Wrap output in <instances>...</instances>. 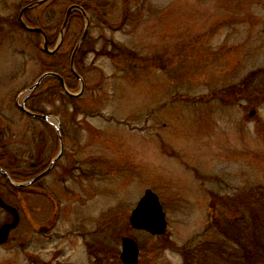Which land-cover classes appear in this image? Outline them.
Masks as SVG:
<instances>
[{"label":"rangeland","instance_id":"1","mask_svg":"<svg viewBox=\"0 0 264 264\" xmlns=\"http://www.w3.org/2000/svg\"><path fill=\"white\" fill-rule=\"evenodd\" d=\"M20 1L0 0V145L6 142L5 151L24 160L47 150L41 136L55 143L56 135L19 107L46 65L70 73L86 20L73 17L63 50L47 55L43 38L19 23ZM101 1L106 20L89 11L88 38L76 55L83 95L50 98L59 83L48 79L35 91L49 92L48 98L26 102L30 111L61 115L65 151L79 144L81 172L95 171L92 179L53 185L72 209L62 215L49 249H64L65 264H87L82 242L91 241L104 264H122V238L129 236L140 246V264H183L175 248L202 234L216 212H264V0ZM69 4L51 0L34 13L50 35V50L59 40L54 25ZM68 90L79 94L80 82ZM59 150L56 143L53 156ZM68 187L78 197L75 205ZM148 189L163 204L166 236L130 224ZM212 200L224 201L222 209L211 211ZM69 240L80 247L71 249ZM197 258L217 264L208 254Z\"/></svg>","mask_w":264,"mask_h":264},{"label":"flooded vegetation","instance_id":"2","mask_svg":"<svg viewBox=\"0 0 264 264\" xmlns=\"http://www.w3.org/2000/svg\"><path fill=\"white\" fill-rule=\"evenodd\" d=\"M68 33L69 27L67 35ZM87 38L85 40H87ZM79 39L80 38L77 39V42ZM78 43H76L73 53ZM76 58L79 57H75V60ZM77 62L76 60L75 64ZM84 62L85 59L83 60V63ZM69 69L70 73L68 75L65 73L61 75L65 82H68V84H66L67 86L75 82H80V79L84 82L83 74L79 69V62L75 68L79 77L72 73L70 66ZM66 96L72 100L78 98L69 95ZM46 116H48V120L29 116L36 119L38 122H43L49 129V132H55L56 135L55 143L48 141L46 136H41V139L47 143V150L42 151L37 158L36 156L34 157L31 152H29V154L26 153L24 160L20 158V154L9 155L8 151L5 150H8L11 146L6 145V142L2 144L3 156L1 157L3 159L1 160L6 163L7 169L3 170L0 166V197L7 206L16 209L19 223L10 231L7 241L0 244V264H65L62 261L64 259V249L60 247L49 249V245L53 244L51 241L53 237H59L56 228L58 227L62 215L66 212L65 210L70 213L72 206H68L70 209L64 208L63 202L61 203L64 194L58 195L55 193L53 185L74 184L81 179H92L95 175L93 168L91 170L93 172H81L79 144H74L70 153L65 151L64 138L66 135L61 115L48 114ZM62 141L64 144L63 154L60 159L55 161L60 154ZM31 142H33L32 139H30L29 145ZM48 142H50V144ZM56 143H59L60 150L57 156H53ZM30 147H32V145H30ZM5 156H8L10 161H5ZM3 172L7 173L9 178ZM48 178H52V181L47 182ZM21 184H25V186L20 187ZM68 189L69 190H66L65 194L69 196L73 195L74 189L73 191H71L70 187H68ZM72 199L75 205V202L78 201V197L73 195ZM39 212L40 214H38ZM14 222V214L10 210L0 206V228L13 224ZM70 236L79 237L76 233H72ZM37 237H40L42 241L41 239H39L40 241L37 240ZM44 240H47V246L42 248ZM82 243L84 244L83 246H85L83 248L86 251V255L81 261L83 260L87 264H97V262L99 264H104L107 262V260L104 259L103 251L100 253L94 243L91 241H83ZM67 245L70 246L71 249L80 247V244L72 240H69Z\"/></svg>","mask_w":264,"mask_h":264},{"label":"trees","instance_id":"3","mask_svg":"<svg viewBox=\"0 0 264 264\" xmlns=\"http://www.w3.org/2000/svg\"><path fill=\"white\" fill-rule=\"evenodd\" d=\"M37 1L39 0H21V10ZM50 1L26 13L28 16L30 15L28 18L25 17L26 23L29 26L39 27V20L34 13L48 5ZM67 2H70L68 8L75 4L81 6L87 13L90 10L96 11L97 15L94 18L98 16L99 19L106 20L105 14L102 13L103 4L101 0H67ZM75 16L83 18L79 12H74L72 19ZM63 23L64 18L57 25H54L56 28H59V33ZM47 35L50 41L49 33ZM46 67L44 73L56 72L62 75L65 66L46 65ZM66 84H68L67 81ZM47 94L49 92L42 93L41 95L43 96L34 95L32 99L47 97ZM60 94L65 95L62 93V88L59 85L57 88H53L50 98L58 97ZM2 150L3 147L0 145V166L4 170L7 169V165L1 160L3 159L1 157L3 156ZM223 202L217 203L216 200H212L210 210L218 211L222 209ZM236 207L239 206L236 205L235 209ZM223 210L224 214L218 215L219 212H216V216H210L209 227L202 234L197 235L187 244L175 248L182 255L183 264H206L205 261L200 263L197 258L203 254H208L217 264H264V212L260 215L251 214L247 217L241 210L230 213L225 209Z\"/></svg>","mask_w":264,"mask_h":264},{"label":"water","instance_id":"4","mask_svg":"<svg viewBox=\"0 0 264 264\" xmlns=\"http://www.w3.org/2000/svg\"><path fill=\"white\" fill-rule=\"evenodd\" d=\"M46 1H48V0H42V1H39L36 3H33V4L25 7L21 11L20 22H21L23 28L29 32L40 34L44 38V44H43V48H42L43 52L46 54L52 55L59 50V48L62 46V44L64 42L65 30L67 28L68 21H69V18L71 16L72 12L74 10H79L86 17L87 27L85 29V32H84V35H83L81 41L79 42V44L77 46V49H78L80 44L85 40L87 33H88L89 26H90V22L88 20L86 13L79 6H73L68 10L65 23H64L63 28H62L61 33H60L59 42L53 51H51L49 49L47 35L41 28H32V27L27 26L24 23L23 15L27 11L33 9L34 7H36L38 5H41L42 3L46 2ZM75 54H76V51L73 54V57L71 59V68H72L73 73H75V71H74ZM49 77L59 79L65 93L68 95H72L67 90L65 83H64V80L59 75L54 74V73H47V74L43 75L37 81V83L27 91V94H26L25 100H24V104L21 107V110L23 112L27 113L28 115H30L32 117H37V118L48 120L47 116L34 114V113L29 112L25 108V102L36 91V89L39 88V86L42 84V82ZM80 81L82 84V92L81 93H83L84 83H83L82 79H80ZM80 95L81 94L74 95V96L78 97ZM254 115H255V111H252L250 113V117H253ZM63 151H64V145H63V142H61V152L55 161H57L58 159L61 158ZM0 206L3 207L4 209L10 210L15 216V222L13 224L6 225V226H3L2 228H0V244H1V243H4L7 241V238H8L10 231L18 225L19 217H18L16 209H14L10 206H7L1 198H0ZM130 224L134 229L144 231L146 233H149L152 236H163L167 233L168 221L166 218V213L163 209L162 204L160 203L159 197L152 190H150V189L146 190L144 196L141 198V200L137 204L136 208L133 210L131 217H130ZM139 256H140V249H139L138 243L131 237H123V239H122V253L120 255V259H121L122 263L123 264H139Z\"/></svg>","mask_w":264,"mask_h":264}]
</instances>
